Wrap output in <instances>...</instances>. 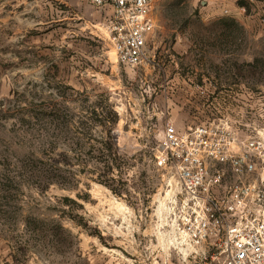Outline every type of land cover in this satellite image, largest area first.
Listing matches in <instances>:
<instances>
[{"label": "rangeland", "instance_id": "1", "mask_svg": "<svg viewBox=\"0 0 264 264\" xmlns=\"http://www.w3.org/2000/svg\"><path fill=\"white\" fill-rule=\"evenodd\" d=\"M110 15L0 0V264H218L175 233L156 157L168 124L264 139V0H156L134 68Z\"/></svg>", "mask_w": 264, "mask_h": 264}, {"label": "built area", "instance_id": "2", "mask_svg": "<svg viewBox=\"0 0 264 264\" xmlns=\"http://www.w3.org/2000/svg\"><path fill=\"white\" fill-rule=\"evenodd\" d=\"M87 1L111 13L106 30L118 62L142 65L156 0ZM231 130L221 122L182 133L168 124L156 164L179 185L171 221L186 247L218 264H264V139H237Z\"/></svg>", "mask_w": 264, "mask_h": 264}, {"label": "trees", "instance_id": "3", "mask_svg": "<svg viewBox=\"0 0 264 264\" xmlns=\"http://www.w3.org/2000/svg\"><path fill=\"white\" fill-rule=\"evenodd\" d=\"M221 23H224V20H223V22L221 21ZM232 24L237 26V23L235 21H232Z\"/></svg>", "mask_w": 264, "mask_h": 264}]
</instances>
